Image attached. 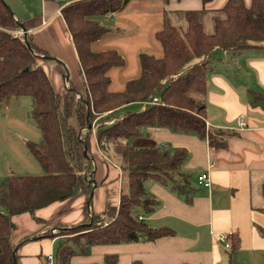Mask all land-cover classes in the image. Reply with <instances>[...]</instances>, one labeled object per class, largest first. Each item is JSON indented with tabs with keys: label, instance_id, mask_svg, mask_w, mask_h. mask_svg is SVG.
I'll list each match as a JSON object with an SVG mask.
<instances>
[{
	"label": "trees",
	"instance_id": "1",
	"mask_svg": "<svg viewBox=\"0 0 264 264\" xmlns=\"http://www.w3.org/2000/svg\"><path fill=\"white\" fill-rule=\"evenodd\" d=\"M65 1L61 12L77 51L87 103L76 96V90L69 89L65 96L56 91L42 65L47 58L39 56L48 53L35 46L32 34L16 32L24 23L16 19L5 0H0V105L8 97L30 96V116L41 139L28 140L26 144L44 170L37 175L11 173L0 178V264H19L12 240L14 216L29 213L42 220L35 215L39 209L72 199L80 191L89 196L93 184L86 179V173L91 174L96 166L83 154L84 142L89 150L93 147L92 129L80 137L81 129L88 125L87 116L93 123L98 115L131 103L143 104L153 95L159 96L162 103H148L98 127L97 146L109 144L114 150L126 185L121 187L117 205H108L100 213L92 211L91 215L86 205L84 218L60 231L67 239L58 246L54 264H73L74 256L87 254V248L92 246L174 235L169 227L155 228L139 219L135 209L154 210L157 199L146 190L145 181L179 169L187 151L136 146L131 140L141 137L145 129L168 128L196 133L211 145L224 146L225 142L211 134L206 122L207 65L217 49L236 52L264 47V0H251L249 4L245 0H227L218 9L166 10L163 26L156 33L162 55L140 52V75L129 79L123 91L116 92L109 88V71L124 66L126 59L116 48L96 51L92 44L110 30L104 17L123 10L131 0ZM202 1L205 4L212 0ZM176 21L185 24L178 25ZM54 60L67 71L64 63ZM109 118L111 115L104 120ZM239 240L233 235L230 250L238 248ZM118 263L119 256L113 253L94 264ZM132 264L143 263L134 260Z\"/></svg>",
	"mask_w": 264,
	"mask_h": 264
},
{
	"label": "crops",
	"instance_id": "2",
	"mask_svg": "<svg viewBox=\"0 0 264 264\" xmlns=\"http://www.w3.org/2000/svg\"><path fill=\"white\" fill-rule=\"evenodd\" d=\"M226 1L212 0L204 4L202 0H170L169 4H165L162 0H131L123 10L104 17L103 20L110 30L94 42L92 48L96 51L116 48L126 59L123 67H113L109 71L110 85H113V74L117 69L115 80L117 87L110 90L123 91L129 79L140 75V52L152 54L161 52L158 56L162 55V46L156 38V33L163 26L166 10L203 7L218 9ZM245 1L249 4L251 0ZM5 2L13 9L16 19L24 23L27 29L25 36L27 33L32 34L36 47L60 60L67 67L68 79L64 75L67 72L66 68L60 62L49 58L42 61L56 91H60V94L65 96L69 85L70 89L77 91L76 96H79L78 92L84 93L77 51L61 12L67 1L5 0ZM113 29L118 32H112ZM21 30L23 31L22 28L18 31ZM126 51L130 57L125 56ZM255 60L264 61V59ZM260 72L264 75V68ZM207 76L208 89L204 101L206 122L209 117L208 107L212 106L217 110V116L214 123L210 122L209 128L220 132L219 137L225 145L220 147L211 145L208 139L199 136L205 141L204 165L198 168L201 170L187 172L182 168L188 150L186 147H181L178 149H185L187 155L178 169L177 176L148 178L157 182L148 191L155 196L157 204L151 212L147 214L137 212L135 215L142 220H147L152 227L171 228L174 235L163 236L156 240L141 238L132 243L126 242L136 244L134 249L139 246L138 251L132 253L131 264L134 260H141L143 264H264V194L262 192L264 109L248 114L236 105V101L239 104L244 103L242 95L226 76L220 73ZM64 80L68 81L66 86ZM247 89L259 98L263 97L260 92ZM233 92L238 94V98L233 96ZM1 104L5 105L4 118L7 122L3 132L2 125L0 127V178L11 173L36 175L44 173L42 165L26 144L28 140L38 141L41 138V132L36 123L33 124L27 120V115L29 116L27 110L31 108V99L22 96L8 97ZM139 104L142 106L141 109L145 107L144 103ZM117 112L118 109L114 111L116 116L111 115V118L105 121L111 123L117 120V117L123 116L118 115ZM240 114L244 115L247 123L245 126H240L236 121ZM12 120L19 126H11ZM97 125L94 123L92 129L94 133ZM11 127H13L12 134ZM6 129H8L7 133H5ZM164 130V128L145 129V133L136 141V144L145 146L155 143L159 146L154 136L162 134ZM92 145L95 146L92 150L96 166L92 176L97 182L92 198V211L100 213L108 205L119 203L122 171L118 167L108 165L106 158L97 147L95 134L92 136ZM204 171L210 174L212 183L210 188H203L198 178L195 185L194 178L191 177V174H196L198 177ZM177 177L185 182L176 184L174 181ZM168 179L172 180L171 183H168ZM189 188L191 192L187 194ZM85 206L86 194L80 191L72 199L55 202L39 209L36 213L44 222H47L52 216L55 217L66 211L67 215L77 223L85 216ZM80 211L83 212L81 216ZM62 217L65 215L58 216L57 219L60 220ZM181 227L186 230H182ZM199 228L202 232L196 233ZM227 231H231L232 237L234 235L240 239V244L234 251L228 250L230 248H227L219 238ZM27 241H23L17 247L18 262L21 257V264H42L46 255H42L38 250L36 256L32 255ZM15 244L17 246V243ZM222 248L226 253L222 251Z\"/></svg>",
	"mask_w": 264,
	"mask_h": 264
},
{
	"label": "rangeland",
	"instance_id": "3",
	"mask_svg": "<svg viewBox=\"0 0 264 264\" xmlns=\"http://www.w3.org/2000/svg\"><path fill=\"white\" fill-rule=\"evenodd\" d=\"M12 11H13V9H12ZM176 22L178 25H181V24L184 25L185 24L183 21L182 22L176 21ZM114 29L112 30V32L113 31H114V33L118 32V30H114ZM208 30H211V23H209V22H208ZM155 54L159 55V54H161V52L155 53ZM125 56L130 57V54H128L126 51ZM255 59H264V47H261V46L249 47V48H246L242 51H236V52L214 50L212 57L210 59V63L207 65V68H206L207 75L210 76L212 73H220V74L226 76L232 82V84L237 88L238 92L241 93L242 101L244 102L243 104H241V103L239 104L238 101H236V105L243 108L246 112H248V114H253V113H255L254 111L264 109V75L260 72L261 69L264 68V61H258ZM116 71H117V69L115 70V72L113 74L114 84L113 85L111 84L109 86L110 89L117 87L115 85ZM67 72H68V70H67ZM64 75H66V73ZM67 83H68V81L66 80V82H65V80H64L65 86L67 85ZM64 84H63V86H64ZM67 88L70 89L69 85ZM247 88L260 92L263 95V97L259 98L258 96H256V94L248 91ZM59 93H61V92L59 91ZM233 96L238 98V94L236 95L234 92H233ZM22 97H27V99H31L30 96H22ZM77 97H80V96L77 95ZM4 106H5L4 104L0 105V127L2 125V127H1V129L3 128L2 132L5 128V123L7 122L6 118H4V112H5ZM31 107H32V103H31ZM141 107L142 106L139 103H135L134 105H131L130 107H125V108L122 106L120 109H118L117 114L122 116L127 111H137V110H140ZM208 108H209V117L207 120V126H208V129H210L209 124L214 123L216 121V116H217L216 111L217 110L215 108H213L212 106H209ZM30 111H31V108H30V110L29 109L27 110V112L29 113V116L27 115V120L34 124L35 123L34 120L32 118H30L31 117ZM109 115H112V116L115 115L114 111H108V112H105L101 115H98L95 118L94 122L92 123V128H90V129H93L94 123H95V125L98 124L97 125L98 127L102 123L111 124L112 122L110 123V122H108V121L106 122L104 120ZM117 118L119 119L121 117H117ZM11 124H12L11 126H19V125H17V123L14 120H12ZM98 127H96V131H97ZM12 128L13 127L10 128V133H11ZM87 129H88L87 126L81 129L82 130L81 134H83V136H82L83 138L85 136ZM164 129L165 130L162 134L154 136L155 141L160 145L157 146V144H155V143H151V144L154 145L155 147H160L161 149H167L168 148L170 151H175L178 148L186 147V149L188 150V155H187L186 160L185 161L183 160L184 161L183 164L181 163L182 168L186 169L187 172H190V170H195V169L201 170L198 168H200L201 166L204 165L205 141L202 140L196 133H183V132L174 131V130H171L168 128H164ZM7 130L8 129H6L5 133H7ZM26 131H28V129H26ZM209 131L211 132V134L215 138L217 137L218 139H221L219 137L220 132L212 131L211 129ZM92 133L96 134V132L94 133V131ZM80 137H81V135H80ZM139 138L132 139L131 142L133 144H135L136 146H138L136 144V141ZM84 144L87 146L86 142H84ZM84 144H83V152H84V146H85ZM167 144H168V147H167ZM174 144H177L178 146L177 145L175 146ZM113 147L115 149L114 145H113ZM94 148H95V146L93 145L91 150L88 149V158L92 160L93 164H94V155H93L92 149H94ZM98 149L102 152L101 153L102 156H104L106 158L108 165L120 168L119 167V161H117V160H119V157L116 154H114L113 149L110 150L109 144L108 145L105 144L103 148L98 147ZM181 164H180V166H181ZM95 170H96V168L94 167V169L92 170V173H94ZM178 171H179L178 169L171 170L165 174H162V176L164 178L167 176L174 177V176L178 175V173H179ZM92 173L91 174L86 173V179H88L93 184V182L91 181L92 179H94L92 176ZM191 177L194 178V181H195L194 183H195V185H197V175L191 174ZM120 179H121V187L123 184L126 185L127 180L124 178V176L121 175ZM171 181L172 180L168 179V183H171ZM174 182L176 184H182L185 181L183 179L177 177ZM155 184H157V182L153 179L146 180L145 181L146 190L147 191L151 190ZM93 188H94V184H93ZM188 192H191V188H189L187 190V194H188ZM87 198H88V196H86V205H88L87 204ZM92 203H93V201L91 199L89 209H87V211H86L87 214H89V215H90V212H92V207H93ZM174 204L176 205V203H174ZM178 208L180 210H182L180 206H178ZM137 212L147 214V212L140 207H137L135 209V213H137ZM82 214H83V212L80 211V216ZM35 215L37 216L38 214L36 213ZM64 215H65V217H62L60 220L57 219L58 216H64ZM61 220H63V221L61 222ZM73 220L74 219L72 217H69L67 215L66 211L61 213L60 215H56L55 217L52 216L51 218L48 219L47 222H44L43 220L35 219V217H33L29 213L17 215V216H14V218H13L12 240L14 243H17L16 247H18L19 244H21L23 241L28 240L27 244H30L28 246V248L31 249L32 255H34V256H36L37 250L42 255H47L48 252L51 251V253L54 256V262H55L56 251H57L58 246L60 245V243L64 242L67 239V235L62 234L60 231L62 229H68V228L72 227V225L75 223V221H73ZM144 221L147 222V220H144ZM64 222H67V223H64ZM53 230L55 232H53ZM182 230H186V229L182 228ZM201 232H202L201 228L196 230V233H201ZM35 242L37 244H34ZM130 243H132V242H130ZM130 245H133V244L121 242L118 244H106V245H101V246H92V247L87 248V251H88L87 254H80V255L74 256L72 258V263L73 264H94L96 262H103L104 256L106 254L117 253L120 256L119 264H131L130 260L132 257V253L134 251H136L139 246H137V248L134 249V246L136 244H134L133 246H130ZM228 250H230V249H228ZM228 250H227V253L230 254V251H228ZM222 251L225 252V250L223 248H222ZM21 260H22V258L19 257V264H21Z\"/></svg>",
	"mask_w": 264,
	"mask_h": 264
},
{
	"label": "built area",
	"instance_id": "4",
	"mask_svg": "<svg viewBox=\"0 0 264 264\" xmlns=\"http://www.w3.org/2000/svg\"><path fill=\"white\" fill-rule=\"evenodd\" d=\"M17 33H24L22 30L21 31H17ZM148 103H157L160 104L162 103L159 96L157 95H153L149 101H145L144 104L147 105ZM237 123L240 126H245L246 120L244 119V115L240 114L237 116L236 118ZM198 182L199 184H201L203 187L205 188H210L212 183H211V178H210V174L207 171H204L202 173H200L198 175ZM140 218V217H139ZM141 219V218H140ZM53 232H55L53 230ZM231 237H232V233L231 231H227L223 234L220 235V240L222 241V243L227 247L230 248L231 247ZM42 264H54V256L52 253H48L43 261Z\"/></svg>",
	"mask_w": 264,
	"mask_h": 264
},
{
	"label": "water",
	"instance_id": "5",
	"mask_svg": "<svg viewBox=\"0 0 264 264\" xmlns=\"http://www.w3.org/2000/svg\"><path fill=\"white\" fill-rule=\"evenodd\" d=\"M22 29H23L24 34H25V33L27 32L26 27L23 26ZM30 49H32V48L30 47ZM39 56L42 57V58H47V59H48V58H49V59H56V58H54V57H52V56H50V55H39ZM65 77H66V79L69 78V73H68V72H66ZM71 90H75V89H72V88H71ZM76 92H77V91H76ZM78 94H79L80 98H82L85 102H88L87 100H85V99L83 98V93L78 92ZM87 121H88V125H87L88 129L92 128V122L90 121V119H89L88 116H87ZM81 132H82V130L80 131V135H81ZM84 145H85V144H84ZM83 154H84L86 157H88V147H87L86 145L84 146V152H83ZM91 181H92L93 184H94V188L91 190V192H90V194H89V196H88V198H87V204H88V206H90L91 199L93 198V195H94V189H95V187H96V185H97V182H96L95 179H92ZM90 215H91V214H90ZM91 217H92V216H91ZM16 251H17V247H15V249H14V252H16Z\"/></svg>",
	"mask_w": 264,
	"mask_h": 264
}]
</instances>
